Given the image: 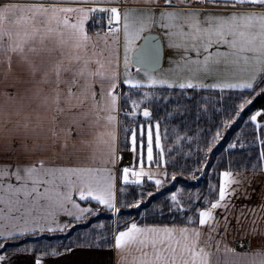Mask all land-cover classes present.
I'll return each instance as SVG.
<instances>
[{"label":"snow or ice","instance_id":"6c2138e0","mask_svg":"<svg viewBox=\"0 0 264 264\" xmlns=\"http://www.w3.org/2000/svg\"><path fill=\"white\" fill-rule=\"evenodd\" d=\"M129 3L137 6L129 9ZM153 28L162 30L169 48L183 52L181 59L194 75L207 76L222 67L238 79L209 85L193 78L178 84L157 78L152 72L158 70L160 42ZM141 40L144 43L138 44ZM14 58L23 75L13 76L0 103V151L15 157L13 162L0 164V240L63 233L68 240L67 244L61 242L64 252L52 248L43 254L59 258L73 246L108 243L106 236L91 235L97 227L103 229V223L74 238L67 232L74 227L72 221H87L98 214L93 202L113 214L120 212L118 179L124 186L142 187L147 178L154 181L157 191L168 181L167 168L161 167L166 161L159 122L155 124L156 157L153 125L146 126V160L156 169L145 170V125L139 132V167L117 168L121 103L131 107L123 114L135 118L141 104L152 96L144 91L140 99H133L145 87L264 92V0H0V63L7 64L8 73ZM134 66L137 74L143 72L146 84L133 74ZM121 84L129 90L121 93ZM239 99L235 117L224 120L223 127H229L252 103L244 95ZM142 115L151 121L148 107L142 109ZM260 116L257 111L249 119L256 122ZM123 131L126 145L130 133L131 150L137 152V131L128 127ZM220 138L217 130L208 141V152ZM15 141L19 147L13 146ZM260 145L257 160L264 162V139ZM256 167L254 164L252 177L230 168L220 172L218 192L209 184L206 195L201 198L197 193L191 200L190 194L186 205L179 198L181 190L171 192L166 197L167 213L163 207L157 209L160 217L171 218V224L132 221L123 230L117 225L111 233L117 264H213L212 256L222 250V244L223 251L235 258L233 264H264V248L237 251L226 243L227 234L234 230L230 217L236 205L232 201L241 193L245 199L251 198L246 185L254 178ZM195 171L203 173V169ZM171 180H176V173ZM144 195L140 192L141 198L127 206L139 207ZM64 216L69 220L62 221ZM235 219L237 229L247 225L245 237L264 236V203L242 205ZM4 248L0 243V249ZM6 259L0 255V262ZM34 264H43L42 257L37 256Z\"/></svg>","mask_w":264,"mask_h":264},{"label":"trees","instance_id":"16d2710c","mask_svg":"<svg viewBox=\"0 0 264 264\" xmlns=\"http://www.w3.org/2000/svg\"><path fill=\"white\" fill-rule=\"evenodd\" d=\"M264 87V85H262ZM129 90V86L123 85L120 92ZM144 91H149L152 96L141 104L140 112L135 117H126L124 111H131L130 104L121 103V124L119 135L120 150L131 151L133 153V165L139 167L137 155L139 148L140 126L145 125V167H156L155 164L149 165L146 160V132L147 124L153 125V155L157 156L159 149L155 146V124L159 122L161 146L164 148V160L161 167H166L169 173L168 181L164 187L157 191L154 181L147 179L141 186H124L122 180L118 183L117 206L120 212L113 214L104 207L96 205L99 208L97 215L89 217L87 221H72L74 227L67 232L69 237H76L78 233L87 231L92 225L104 224V228H96L91 232L94 237L102 235L107 237L108 243L101 241L100 247H75L76 248H111L112 231L119 225L123 230L125 224L132 221L140 225L144 224H171L172 220L165 215L160 217L157 209L163 207L167 213L169 201L166 199L171 192L181 190L179 198L186 205L194 200L195 194L200 193L201 198L208 193L209 184L216 186L218 192L219 176L224 170L232 171H253V165H257L255 171H264V162H259L257 157L261 150L260 139H264V121H250V116L255 112H264V92L257 95L250 90H228L214 88H169L168 86L145 87L141 89L133 99H140ZM260 89L257 88V92ZM247 96L252 103L246 105L239 117L231 123L229 127H223L222 122L235 117L236 106L240 103L239 97ZM148 107L152 110L151 121H147L142 116V109ZM247 122V123H246ZM259 124L260 129L256 128ZM135 129L138 135L137 152H133L130 146V133L127 145L125 143L124 128ZM220 130L221 138L212 144L211 152L207 151L208 141L214 136L215 132ZM259 137V139H257ZM230 144H235V148H229ZM241 144L244 146L241 147ZM203 169V173L195 171ZM176 173V180H171V174ZM124 187L121 192L120 188ZM144 192V199L139 207H128L135 200L140 199V192ZM152 192L153 196L148 197L147 193ZM180 221L178 220L177 223ZM83 239V237H82ZM67 244L68 240L63 233L44 232L35 237L29 235L21 237L15 241L0 240L5 248L0 249L3 252H19V249L28 248L35 258L51 257L43 255L56 248L59 252H64L61 245ZM47 245V247H45ZM59 245V246H58ZM25 252V251H22Z\"/></svg>","mask_w":264,"mask_h":264},{"label":"crops","instance_id":"0c3cea01","mask_svg":"<svg viewBox=\"0 0 264 264\" xmlns=\"http://www.w3.org/2000/svg\"><path fill=\"white\" fill-rule=\"evenodd\" d=\"M136 6L137 5L133 3H129L127 5L129 9L134 8ZM206 7L212 8L211 5H206ZM215 10L219 11L220 9H215ZM152 32L158 33L162 39L163 46H164V63H163L162 68H165L168 70L167 75L163 74V72L161 71H155V73L152 72L153 75H156V76L159 75L160 77L164 75L162 78L168 79L174 82L177 81L176 82L177 84L180 83V81L186 82L189 78H193L194 82L199 81L201 83H205L209 85L220 82V81H224V80L235 81L236 79H238V77H234L230 75L229 73H226L222 67L219 71L213 72L207 76H205L204 73H200L199 75H194L192 72L187 70L184 60L181 59V57L183 56V52L173 49V48H169L168 40L166 37L163 36L162 30L159 28H153ZM141 41H138L137 43L140 44ZM190 55L193 58H195V53H190ZM189 67H194V66H189ZM131 71L133 72L134 75H136V78L142 81H145L143 72L137 74L135 66L131 69ZM6 73H8L7 64L0 63V103H3L2 93L5 90L10 89V86L13 82V76L23 75L22 69L17 64L15 58L13 59V63H12V71L11 73H8L7 79H5ZM145 84H146V81H145ZM123 85L124 84L120 85L119 91L121 90V87ZM156 86H167V85H156ZM196 88H201V87H196ZM207 88H211V87H207ZM214 89H219V88H214ZM150 111L152 113V110ZM118 119L121 121V105H120V113L118 115ZM257 121H260L259 117L257 118ZM13 146L19 147V141H15ZM123 155H126V156H123ZM118 156L121 157L117 165L118 169H122V166L126 164L125 161L127 160L131 164H133V153L131 151H121L119 147ZM14 160H15V157L12 156V154L0 151V164L6 163V162H13ZM151 168L153 170L156 169V167H151ZM145 170L147 171L148 167H145ZM233 172H242V173H245L249 177L253 176V171H233ZM118 183H119V179L117 180L116 197H117V192H118ZM246 187H247L248 192L251 193V198L245 199L243 196V193H241V196L239 199H234L232 201V203L236 205V208L233 210L232 216L230 217L231 227L234 230L227 234L226 243L230 247L236 248L237 251L247 250L249 252H254L258 249L264 248V236L248 235L247 237H245L244 228H246L247 225H244L242 228L237 229L235 216L239 214L240 207L242 205L247 204L249 206H255L257 204L264 203V200H262V194H264V171H255L254 178L251 180L250 185H246ZM92 206L94 207V204H92ZM61 220L67 221L69 220V218L64 216V217H61ZM242 243L245 244L244 248L239 247V245H241ZM221 249L222 250L219 252H214L212 256L213 264H233V261L235 258L230 253H226L223 251V244L221 245ZM26 256H28V259H30L28 260L30 261V264H34L36 258L31 254H27ZM43 258L45 257H42V260ZM131 259H132V256L130 255L129 260ZM257 259H259V257H257ZM117 260H118L117 253L111 248H103V249L76 248L68 252L66 255H62L59 258H55L56 262L53 264H117Z\"/></svg>","mask_w":264,"mask_h":264},{"label":"rangeland","instance_id":"374dc122","mask_svg":"<svg viewBox=\"0 0 264 264\" xmlns=\"http://www.w3.org/2000/svg\"><path fill=\"white\" fill-rule=\"evenodd\" d=\"M157 71H161L163 72V74L167 75L168 74V70L165 68H160ZM155 73V72H154ZM156 76V75H155ZM164 76V75H163ZM162 76V77H163ZM157 78H162L159 75L156 76ZM144 79V78H143ZM177 82V81H176ZM182 82V81H180ZM258 118V117H257ZM260 122L264 121V112H261V116L259 117ZM121 151H126V150H121ZM126 156V155H123ZM126 158V157H125ZM126 160V159H125ZM126 164H124L122 167L125 166H129V167H134L133 164H131L128 160L125 161ZM120 180V179H119ZM95 207V206H94ZM117 216V214H115ZM27 254H31L28 252H3L0 253V255H6L8 257V259H6V261L4 262H0V264H30V259H28V256H26ZM32 255V254H31ZM55 258L53 257H45L43 258V264H53L55 263Z\"/></svg>","mask_w":264,"mask_h":264},{"label":"water","instance_id":"95a60500","mask_svg":"<svg viewBox=\"0 0 264 264\" xmlns=\"http://www.w3.org/2000/svg\"><path fill=\"white\" fill-rule=\"evenodd\" d=\"M153 35L156 36L157 41L160 42L159 43V49H158V53H159L158 69H160L164 63V46H163V42H162L160 35L158 33H153ZM143 43H144V41L142 40L140 44H143ZM149 70H151V69H149Z\"/></svg>","mask_w":264,"mask_h":264}]
</instances>
